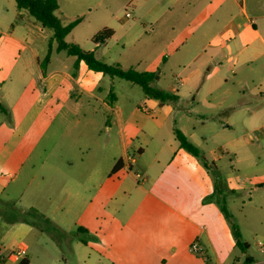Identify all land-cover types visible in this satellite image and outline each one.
I'll return each mask as SVG.
<instances>
[{
    "label": "crops",
    "instance_id": "0c3cea01",
    "mask_svg": "<svg viewBox=\"0 0 264 264\" xmlns=\"http://www.w3.org/2000/svg\"><path fill=\"white\" fill-rule=\"evenodd\" d=\"M64 1L75 12L91 14L98 9L117 12L123 0ZM143 1L146 8L140 12V0H131L135 19L128 25H120L112 38L124 30L123 51L136 49L145 37L146 42L117 63L123 69H133L140 66L145 56H151L144 72H154L161 66L158 82L169 64L168 53L175 54V64L182 69L174 76L175 83L165 88L166 92L175 93L177 86L195 88L198 94L204 92L207 106L215 111L219 109L214 114L222 112L223 123L231 122L226 125L229 130L233 124L253 123L255 127L250 137L241 134L228 142L226 148H231V160L224 148L210 150L211 171L201 153L196 157L181 148L173 129L166 133L168 137L162 133L172 120L179 125L185 119V116H176L173 105L165 103L163 106L151 99L148 107L142 109L147 115L134 110L128 121H120L118 98L99 99L96 91L105 89L96 82L93 71L80 74L85 62L78 63L76 57L58 52L53 31L49 39L46 28L27 10L18 9L15 0H7L10 8L16 10V16L8 22L5 16L0 19V101L7 108V113L1 112L3 118H0V201L15 204L23 198L22 191L13 193V189L18 187L26 167L59 120L86 104L83 98L88 99L89 106L92 105L89 100L102 101L116 113L113 124L118 127V136L108 133L105 143L110 149L112 168L121 161L119 172L133 169L128 163L129 148H134L141 156L145 155L144 145L159 149L153 164L138 166L144 175H134L136 183L129 192H135V197L129 195L121 208L101 218V224L95 227L103 238L101 251L105 264H167L184 242L190 247L199 243L214 264H223L219 252L238 248L236 234L230 228L232 224L234 228L237 224L241 239L248 245L245 254L253 244L264 253V0ZM172 11L174 20L162 22ZM115 16L118 20V15ZM175 33V37H168ZM48 39L51 58L44 71L36 42L45 43ZM105 45L93 46L89 51L97 54ZM28 49L32 53L30 61L35 60L38 67L36 81L44 83V89L31 78L29 60L22 62ZM16 76L34 82L30 92L29 87H23L22 93L28 99L30 94L31 100L22 111L19 106L22 93L14 88ZM115 79L111 81L115 83ZM6 100L11 102L10 106ZM137 116L142 119L141 125L132 122ZM186 117L198 121L193 116ZM202 118L218 124L215 117ZM178 128L192 144L199 148L204 145V139L195 132L188 133L180 125ZM112 129L107 128L108 132ZM223 130L226 128L217 131ZM254 141L260 142L259 148ZM130 161L138 164L135 159ZM228 163L231 170L227 169ZM48 202L51 204V199ZM23 208H35L49 218L45 214L46 207L38 209L31 203ZM98 215L96 196L84 213L90 223L78 227V231L81 228L85 230L81 232H87ZM44 235L48 234L29 222H8L0 215V264H20L24 259L32 264L30 256L37 255L35 245L46 241ZM45 245L41 244L43 248ZM53 245L56 247L54 241ZM247 259L252 260V264H264V259L256 261L246 255L245 261Z\"/></svg>",
    "mask_w": 264,
    "mask_h": 264
},
{
    "label": "rangeland",
    "instance_id": "374dc122",
    "mask_svg": "<svg viewBox=\"0 0 264 264\" xmlns=\"http://www.w3.org/2000/svg\"><path fill=\"white\" fill-rule=\"evenodd\" d=\"M6 1L0 0V19L5 16L8 22L14 19L16 10H12ZM140 2L139 10L143 12L145 11L146 4L143 0H140ZM130 3L131 0L121 1L117 12H106L98 9L94 10L91 14H83V12H75L69 9V4L64 0H60V9L57 15L63 24L67 25L77 17H85L84 21L66 38V42L77 44L83 50L89 51L94 46L92 38L104 28H111L116 32L120 25L133 23L135 19L134 6ZM127 14H131V18H127ZM115 15H118V20ZM174 16V11H172L162 19V22L170 19L174 20ZM136 19L139 20V18ZM46 32L49 34L50 39L52 30L46 29ZM123 32L124 30L117 32V35L109 40L103 49H100L99 53L95 54L98 60L107 64H118L117 61L123 60L128 52L138 51L146 42L147 37L138 43L136 49L130 48L126 49L127 51H123ZM147 32L149 33V29ZM175 36L176 33L168 35V37ZM49 39L45 43L40 41L36 42L42 62L49 53L51 46ZM8 54H10V51ZM121 55L123 57H120ZM31 57V50L28 49L22 62L29 60L30 70L32 72L31 78L37 82L36 84L40 89H44V83L36 81L35 71L37 72L38 67L35 60L30 61ZM167 57L169 64L165 69V73H162L160 80L154 83V86L157 88L160 87L163 90H165L168 84L175 83L174 76L179 74L182 69L177 68L175 64V54L168 53ZM151 60V56H145L140 66H134L133 69L138 72H144ZM48 67L47 64L46 69ZM89 70L88 66L85 65L80 70V74L83 75L89 72ZM161 70L162 67L160 66L154 72L159 74ZM92 76H94L96 82H99L100 87L105 89L102 92L96 91L98 98L100 97L99 99H106L105 97H108L111 91L118 98V106L121 109L119 114L120 121H128L134 110H138L141 114L147 115L142 109L148 107L147 103L151 99L146 97L139 85L120 78L115 79L116 82L113 83L111 81L113 79L112 77L94 71ZM14 82V88L17 93H24L23 87L25 86L29 87L28 90L30 92V86L34 84V82L24 81L17 76ZM177 88L179 92L171 93L168 91V93L176 97V101L167 103L174 106L177 117L185 116V119H182L179 124L180 127L186 129L188 133L195 132L198 137L204 139V145L202 147L195 146L199 149L201 156L203 155L202 157L206 159L210 170L213 171L210 164L211 157L209 156V151L224 148V151H228V156L231 160V148H226L228 142L234 138L236 140L241 134L250 137L255 126L253 123L245 124V126H242V124H233L229 130L226 125H229V123L231 125V122L228 124L223 123L222 117L225 115H220L222 112H219L218 115L214 114L219 109L215 111L207 106V98L204 92L198 94L195 88L190 89L189 86H177ZM23 93L21 99H19L20 102L18 100L21 111L31 100L30 94H28V99L26 94ZM75 97H77V92H75ZM82 101L87 105L84 104L76 112L71 111L68 117L56 123L48 139L43 142L31 164L26 167L18 187L13 189V193L22 191L23 198L15 204L2 203L0 201V215L8 222L26 218L34 223V218L29 215V210L32 208L25 209L23 207L35 203L38 209L46 207L45 214L53 223L63 229L64 235L61 240L47 233L48 235H44L46 241L35 245L34 249L37 255L34 258L30 256L32 264H105V258L101 251L103 238L100 231L95 227L101 224V218L105 219L121 208L126 200L129 199V195L135 197V192L133 194L129 192L136 183L134 175L137 173L142 176L144 175L138 166H150L153 164L154 157L159 151L154 146L144 145L145 155L141 156L137 150L135 151L134 148H129L130 160L135 159L138 161V164L135 165L129 160V165H133L131 171L128 170L127 172L124 171L112 175V160L109 159L110 149L109 147L106 148L105 143H107L106 135L108 133L114 137L118 136V127L113 124L116 113L110 108L105 107L102 101L89 100L92 104L91 106L88 105V99L83 98ZM6 103L9 106L11 105L9 100H6ZM164 105L165 103H163ZM186 116H193L195 118L194 120L198 121H190ZM202 117H215L218 124L203 121ZM0 118H3L1 111ZM141 121L142 119L138 116L132 120L134 124L137 123L138 125H141ZM179 125L172 120L169 123V128H164L162 133L165 137H168L166 133H170L172 129L174 131L179 130ZM110 126L113 129L108 132L107 128ZM223 128H226L227 131H217ZM254 137L256 138V136ZM141 139H144V137H141ZM253 144L256 148H259L260 142L254 141ZM230 165L228 163V170L232 169ZM241 178L244 180L247 179L245 176H241ZM138 185H141V183H138ZM96 196L99 207L98 218L97 220L93 219L91 221V228L87 232H79L78 227L90 223L85 218L84 213L89 203L94 201ZM140 196L143 199L144 194L141 192ZM49 199H51V204L48 202ZM222 207L225 208V205H222ZM234 226L235 228L233 224L231 225V232L234 231L236 233L237 231L239 233L237 224ZM53 241L56 247L53 245ZM241 242L244 243L243 240ZM251 243L253 244L252 241ZM41 244L46 245L43 248ZM185 244L184 242L177 247L175 258L169 260L167 264H214L213 258L207 256L206 249L202 245L197 243L198 246L205 249V253L198 254L189 253L188 247L190 246H186ZM219 255L222 256L223 264H245L246 255H250L256 261L264 259V253L258 251L254 244L247 254H245L243 248L238 247L233 250L229 249L221 253L219 252Z\"/></svg>",
    "mask_w": 264,
    "mask_h": 264
},
{
    "label": "trees",
    "instance_id": "16d2710c",
    "mask_svg": "<svg viewBox=\"0 0 264 264\" xmlns=\"http://www.w3.org/2000/svg\"><path fill=\"white\" fill-rule=\"evenodd\" d=\"M17 7L20 10H27L28 13L44 28L53 31V40L57 43L58 52H66L69 56L77 58V62H85L88 68L94 72L101 73L105 76L112 78H120L133 84L139 85L144 91L146 97L159 101L161 103H167L176 101V97L171 93L161 90L154 86V83L158 79L156 72H138L135 69H123L119 64H107L96 58L94 51L83 50L79 45L66 42V38L71 32L82 23L83 17H77L71 23L65 25L61 22L57 15L60 9L58 0H15ZM115 31L111 28H104L97 33L92 42L96 48L105 45L114 36ZM51 47L49 53L41 63L42 69L45 71L46 65L50 62ZM109 97L114 99L116 96L113 92H110ZM0 111L4 114L7 113V108L0 101ZM176 139L179 141L182 149L188 151L196 157H200L199 149L190 142V140L179 130L175 131ZM121 161H118L112 170V174H116L121 170ZM224 212H226L223 207ZM29 215L35 220L34 223L28 219H22L23 222H29L38 227L41 231L52 235L54 238L61 240L64 232L59 229L49 218L45 217L37 209L32 208L29 210ZM227 213V212H226ZM79 231H85L79 229ZM237 245L240 248L246 250L247 244L241 242V235L236 231ZM57 236V237H56ZM28 259H24L20 264H29ZM246 264H252L253 261L247 259Z\"/></svg>",
    "mask_w": 264,
    "mask_h": 264
},
{
    "label": "built area",
    "instance_id": "2783aa9c",
    "mask_svg": "<svg viewBox=\"0 0 264 264\" xmlns=\"http://www.w3.org/2000/svg\"><path fill=\"white\" fill-rule=\"evenodd\" d=\"M127 18H130L131 15L127 14L126 15ZM190 252L191 253H198V254H203L205 253V249L201 246H198L197 243L192 244V246L190 247Z\"/></svg>",
    "mask_w": 264,
    "mask_h": 264
}]
</instances>
